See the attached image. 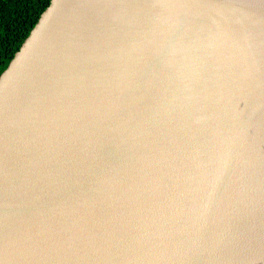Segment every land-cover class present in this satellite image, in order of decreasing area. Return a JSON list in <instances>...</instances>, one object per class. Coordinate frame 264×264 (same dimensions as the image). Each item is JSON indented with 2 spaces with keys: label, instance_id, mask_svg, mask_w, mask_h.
Masks as SVG:
<instances>
[{
  "label": "water",
  "instance_id": "95a60500",
  "mask_svg": "<svg viewBox=\"0 0 264 264\" xmlns=\"http://www.w3.org/2000/svg\"><path fill=\"white\" fill-rule=\"evenodd\" d=\"M263 83L264 0H51L0 75V264H264Z\"/></svg>",
  "mask_w": 264,
  "mask_h": 264
},
{
  "label": "trees",
  "instance_id": "16d2710c",
  "mask_svg": "<svg viewBox=\"0 0 264 264\" xmlns=\"http://www.w3.org/2000/svg\"><path fill=\"white\" fill-rule=\"evenodd\" d=\"M51 0H0V75Z\"/></svg>",
  "mask_w": 264,
  "mask_h": 264
},
{
  "label": "bare ground",
  "instance_id": "6f19581e",
  "mask_svg": "<svg viewBox=\"0 0 264 264\" xmlns=\"http://www.w3.org/2000/svg\"><path fill=\"white\" fill-rule=\"evenodd\" d=\"M249 58V57H248ZM236 81H240V79L239 78H236ZM217 83V82H216ZM215 83V84H216ZM239 85V87H240V90L242 91V90H244L245 91V89H246V87H244L243 86V84H241L240 82L238 83ZM262 85H264V83L262 84ZM208 87H210V86H208ZM247 94V93H246ZM245 94V95H246ZM209 95V94H208ZM244 95V98L243 99H246V100H249V97L247 96H245ZM240 103H241V105L240 106H238L239 108H237L238 109V112H239V117H240V119H243L244 117H248L251 113H252V111H253V107H252V101L250 100V103H247V104H251V105H248V106H246V107H243V102L242 101H239ZM204 106V105H203ZM201 107V110H199V109H196V110H194V112H197V113H199L200 111L201 112H203L204 110H203V108L204 107ZM195 109V108H194ZM45 148V147H44ZM176 178V177H175ZM175 178H174V180H173V182H175ZM178 181L179 182H182L183 181V179H182V177L180 176L179 178H178ZM177 181V182H178ZM85 193V192H84ZM85 195V194H84ZM87 195V194H86ZM79 200H81L80 198H79ZM27 206V205H26ZM25 205L24 206H22V208H24V209H26L27 207H26ZM48 209V207H45V208H41V209H37L38 211H37V217H38V215H40V214H45V211ZM42 212V213H41ZM13 223H14V221L13 222H10L9 220L8 221H1L0 222V230H1V232H3V234L5 235L4 237H2L4 240L3 241H5L4 243H8L9 241L11 242V243H17L18 244V242H15L16 240L15 239H18V231H16V230H14V228H13ZM7 238V239H6ZM23 251H22V250ZM21 249H18V256H20V262H24V259L26 260L28 257L26 256V254H25V251H24V248L23 247H21ZM27 254H28V252H27ZM29 255V254H28ZM39 257H40V253L39 252H35V256H34V259L33 260H35V261H33V263H35V264H40L41 263V260H39ZM28 262H29V260H28ZM28 262L26 263V261H25V263L24 264H28Z\"/></svg>",
  "mask_w": 264,
  "mask_h": 264
}]
</instances>
